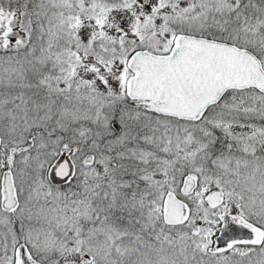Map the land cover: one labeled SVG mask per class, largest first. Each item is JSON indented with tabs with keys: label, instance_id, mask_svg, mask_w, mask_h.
<instances>
[{
	"label": "snow or ice",
	"instance_id": "1",
	"mask_svg": "<svg viewBox=\"0 0 264 264\" xmlns=\"http://www.w3.org/2000/svg\"><path fill=\"white\" fill-rule=\"evenodd\" d=\"M0 264H264V0H0Z\"/></svg>",
	"mask_w": 264,
	"mask_h": 264
}]
</instances>
